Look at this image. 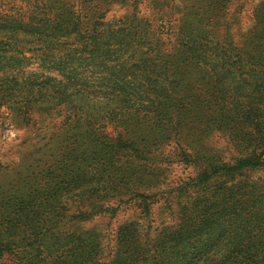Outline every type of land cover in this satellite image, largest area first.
Returning <instances> with one entry per match:
<instances>
[{"label":"trees","instance_id":"obj_1","mask_svg":"<svg viewBox=\"0 0 264 264\" xmlns=\"http://www.w3.org/2000/svg\"><path fill=\"white\" fill-rule=\"evenodd\" d=\"M238 1L0 0V114L33 145L0 169V264H264V0ZM115 199L140 209L106 251L85 223Z\"/></svg>","mask_w":264,"mask_h":264},{"label":"rangeland","instance_id":"obj_2","mask_svg":"<svg viewBox=\"0 0 264 264\" xmlns=\"http://www.w3.org/2000/svg\"><path fill=\"white\" fill-rule=\"evenodd\" d=\"M6 3L11 4H18V0H3ZM147 1V0H142ZM260 0H239V3H243V12L241 16V21L244 24L248 23V20L251 16V11L254 8V6L259 2ZM234 7H232L233 9ZM123 9L121 8H115L109 16L116 15L121 16L123 14ZM33 65L31 67H28L27 70H33ZM2 112V109H1ZM6 115L2 112V115L0 114V169L6 168L9 165H11L13 162L17 160V157L21 154H26L31 152L32 150V143L26 144L23 143L26 135H32L31 133H26V131H23V129L14 128L12 126H8V120L5 119ZM1 120L3 122H1ZM22 138V139H21ZM22 141V143L19 144V141ZM211 145L215 147H225L227 148L228 142L226 138L222 137L220 134H215L210 139ZM176 145L171 144L168 145L166 150H173L175 149ZM165 173V179L164 184H162L160 187L163 189L166 188L165 184L168 185H175L178 182H180L183 179H186L187 177L193 176L195 174V169L191 165H187L184 162H172L168 165H165L164 169ZM156 189H151L150 193L154 192ZM114 202V206H117L116 214L113 217H110L109 215H102L96 217L94 220L85 223V227L94 226L96 229L100 231L103 241V246H105L106 251H109L111 246H113L114 243V236L115 231L117 227L122 224L124 221L132 220L135 216L138 215V212L140 208H137L134 204H123L118 202L116 199ZM120 205H119V204ZM152 223H158L161 218L169 219L167 215V203L164 202L163 198H161L158 202L154 203L152 206Z\"/></svg>","mask_w":264,"mask_h":264}]
</instances>
